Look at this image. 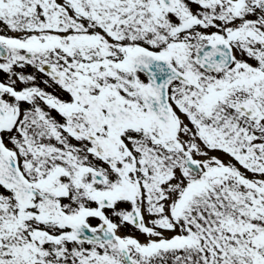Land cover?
Masks as SVG:
<instances>
[{"label": "snow or ice", "instance_id": "6c2138e0", "mask_svg": "<svg viewBox=\"0 0 264 264\" xmlns=\"http://www.w3.org/2000/svg\"><path fill=\"white\" fill-rule=\"evenodd\" d=\"M0 264H264V0H0Z\"/></svg>", "mask_w": 264, "mask_h": 264}, {"label": "flooded vegetation", "instance_id": "af4514ba", "mask_svg": "<svg viewBox=\"0 0 264 264\" xmlns=\"http://www.w3.org/2000/svg\"><path fill=\"white\" fill-rule=\"evenodd\" d=\"M94 223H95V221H94Z\"/></svg>", "mask_w": 264, "mask_h": 264}]
</instances>
